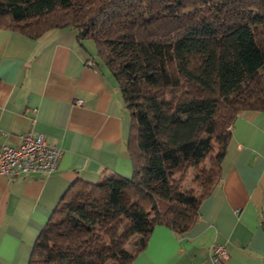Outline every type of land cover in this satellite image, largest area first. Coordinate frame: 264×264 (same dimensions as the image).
I'll list each match as a JSON object with an SVG mask.
<instances>
[{
    "label": "trees",
    "instance_id": "obj_1",
    "mask_svg": "<svg viewBox=\"0 0 264 264\" xmlns=\"http://www.w3.org/2000/svg\"><path fill=\"white\" fill-rule=\"evenodd\" d=\"M0 27L92 39L130 117L131 175L71 186L28 264H129L156 225L186 232L236 116L264 111V0H0Z\"/></svg>",
    "mask_w": 264,
    "mask_h": 264
},
{
    "label": "crops",
    "instance_id": "obj_2",
    "mask_svg": "<svg viewBox=\"0 0 264 264\" xmlns=\"http://www.w3.org/2000/svg\"><path fill=\"white\" fill-rule=\"evenodd\" d=\"M77 100H82L77 104ZM32 129L61 150L56 168L0 174V264H28L33 243L74 184L116 172L129 177L130 117L117 82L86 39L69 28L38 38L0 27V146ZM264 264V111H243L232 126L220 178L190 228L156 225L129 264Z\"/></svg>",
    "mask_w": 264,
    "mask_h": 264
},
{
    "label": "built area",
    "instance_id": "obj_3",
    "mask_svg": "<svg viewBox=\"0 0 264 264\" xmlns=\"http://www.w3.org/2000/svg\"><path fill=\"white\" fill-rule=\"evenodd\" d=\"M81 104L82 100H77ZM61 150L32 129L19 135L16 144L0 146V174L15 177L33 171L49 172L56 168ZM227 253L222 244L212 246L211 264H226Z\"/></svg>",
    "mask_w": 264,
    "mask_h": 264
},
{
    "label": "rangeland",
    "instance_id": "obj_4",
    "mask_svg": "<svg viewBox=\"0 0 264 264\" xmlns=\"http://www.w3.org/2000/svg\"><path fill=\"white\" fill-rule=\"evenodd\" d=\"M87 42H89V44L91 43L92 49L95 50V52H96V47H95L94 41L92 39H88L87 38ZM190 92L194 93L195 95H198L199 94V92L198 91H195L194 89H190ZM122 197L127 200V198L125 196L122 195Z\"/></svg>",
    "mask_w": 264,
    "mask_h": 264
}]
</instances>
